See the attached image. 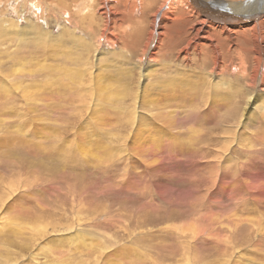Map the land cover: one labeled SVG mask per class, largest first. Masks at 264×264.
I'll return each mask as SVG.
<instances>
[{
  "label": "rangeland",
  "instance_id": "obj_1",
  "mask_svg": "<svg viewBox=\"0 0 264 264\" xmlns=\"http://www.w3.org/2000/svg\"><path fill=\"white\" fill-rule=\"evenodd\" d=\"M142 2L117 9L107 33L95 0H0V264H264L251 32L237 45L210 33L230 63L211 77L209 42L183 52L198 22L183 6L156 31L158 64L147 65L163 1L151 12ZM204 96L220 102L199 122Z\"/></svg>",
  "mask_w": 264,
  "mask_h": 264
},
{
  "label": "bare ground",
  "instance_id": "obj_2",
  "mask_svg": "<svg viewBox=\"0 0 264 264\" xmlns=\"http://www.w3.org/2000/svg\"><path fill=\"white\" fill-rule=\"evenodd\" d=\"M142 1H143L142 4H144V8L149 9V11L151 12L156 7L159 0H142ZM162 1L163 2L156 11V14L152 17L154 32H152L146 44L145 50L143 51L141 62H143L145 58H147V62H146L147 65L150 63L151 66H153L154 64H158L156 59L153 58L154 54L151 52V47L153 50L154 47H156L161 37V33L156 31L160 29L163 23L173 20V18L176 15L179 16L184 15L185 11L182 8L184 6L185 9H190L192 11V16H194L198 20L196 25L191 27V35L193 36L187 41V45L183 48V52L186 54V56H189L192 50L195 51L193 53L198 54L201 51L203 41L209 42L211 44L209 47L211 49L209 50H213V54L215 56L214 67L209 72V75L211 77L214 76L215 78H219L223 73H225L228 70L230 63H226L227 55L225 56L226 53L224 49L222 48L221 45H219V43L216 44V40L218 39L213 38L210 35V33L212 31L216 33H220L219 37L224 36L228 38L233 45H237L236 35L238 31L243 28L248 29L251 32V37L249 39L253 42V48L255 52V58H254L255 65H253V71L251 74L247 75L248 81L253 88V93L250 92L251 94L250 99H252V96L258 97L259 95L261 96L264 94V0H240V1L190 0L191 4L188 2V0H162ZM95 2L101 5V8L99 10L101 13L99 15L101 17L105 16L104 17L105 20L104 19L103 20L104 22H106L105 30H107V33L110 32V30H112L113 22L116 19L118 21V17L116 14L117 9H119L120 7L121 8L130 7L133 10L137 4V0H112V1L95 0ZM223 8H226L227 12H223L222 11ZM106 12H110L111 14L106 15ZM160 13L162 15L159 18L158 16ZM144 15H145V11H144ZM230 15H234L235 17ZM256 17L260 20H258ZM107 33L105 34L107 40L111 39L114 42H117V44L121 42V39L117 35L109 33L112 35L111 37H109ZM146 50L148 51L147 53L149 55L145 57ZM230 52H232L231 49ZM242 52H247V49L242 48ZM245 57H247V55H243V59L246 61ZM186 61H187L186 67L190 68L192 60L190 61V59L188 58ZM185 72L186 71L183 68V70L181 69L177 70L176 75L183 76ZM193 74L196 75V78L202 79L204 81L208 79V75L204 74L203 72H195ZM259 74L260 77L258 76ZM163 75L165 78L168 79L170 75V71L167 68H164ZM178 79L179 78L176 79L170 78L169 80H167V83H169L173 87L175 81L176 80L178 81ZM183 85L188 86L186 81H184ZM152 87L153 85H149V87L145 91L146 97L149 98L148 101H152V99H150V95L153 93L147 91L156 92L155 89ZM210 97L211 100H209ZM218 102L220 101L216 100L212 96H204L200 103L206 108H203L202 106L197 107L198 111L200 110L198 113L204 114V116L201 115L203 116V118H199V119L196 118V119L199 122L203 120H207L210 117L214 108L217 106ZM173 117L174 116L169 117V128L164 127L165 130L161 127L160 130L156 131V129L153 130L151 128H146L145 125H144L145 127L144 130L145 132H150L151 137L154 136L157 138L159 137L160 133H162L161 134L162 136H165V133L163 134V132L161 131L164 130L166 132L167 130L168 135L166 138H172V137L176 138L178 137V135H176L177 133L174 134L175 133L173 132L174 125H173V121H171ZM152 120L154 119L152 118ZM144 122L148 123L146 121ZM150 122L153 123V121L151 120ZM190 128L194 130V128L192 127ZM230 175L232 177H237L239 175V171L238 170L232 171ZM238 180L239 179L237 178L236 181L238 182Z\"/></svg>",
  "mask_w": 264,
  "mask_h": 264
}]
</instances>
